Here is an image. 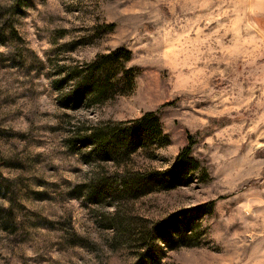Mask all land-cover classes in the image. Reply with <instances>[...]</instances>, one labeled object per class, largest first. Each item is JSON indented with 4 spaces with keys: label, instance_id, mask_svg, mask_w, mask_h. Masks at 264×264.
Segmentation results:
<instances>
[{
    "label": "rangeland",
    "instance_id": "1",
    "mask_svg": "<svg viewBox=\"0 0 264 264\" xmlns=\"http://www.w3.org/2000/svg\"><path fill=\"white\" fill-rule=\"evenodd\" d=\"M0 264H264V0H0Z\"/></svg>",
    "mask_w": 264,
    "mask_h": 264
},
{
    "label": "trees",
    "instance_id": "2",
    "mask_svg": "<svg viewBox=\"0 0 264 264\" xmlns=\"http://www.w3.org/2000/svg\"><path fill=\"white\" fill-rule=\"evenodd\" d=\"M121 49H122V47L119 46L115 50L120 51ZM113 54H115V56H116L117 55L116 51L109 52V53H98V54H96V60L103 59V61H101L103 63V62H105V60H107V57H112L111 55H113ZM100 66L101 65H98L95 67H97V69H99ZM92 69H95V68L94 67H90V68L86 67L85 69L79 70L78 72H76L73 75V79L75 81L73 82L72 86H70L71 87V89H70L71 94H67L66 98L68 95L70 96L69 98H71V95L73 97L74 94L79 92L80 90L84 91L82 93V95L84 93L88 92V91H86V88H87V84H90V80L87 81V78H89V76H91L90 72ZM68 73L71 75L70 72H68ZM92 86H94V85H92ZM99 88H101V87L99 86ZM100 90L101 89H98V93L100 92ZM63 96L61 95L59 101L63 102L64 104H67V102H69V101H62ZM69 100H71V99H69ZM152 114H153L152 112L147 111L144 114H142L141 116L137 117L135 119V122H137L138 124H140V123L142 124L143 122H146L148 124L149 123L154 124V122L156 123V117L154 115H153V117H151ZM118 124H123V128L118 129V126H120ZM127 129H128V125H125L124 123H118V122L112 121V122H109L108 125H106L104 127H97L96 129H93L94 131L90 135H91V137L93 136V139L96 141L98 146H102V145L105 146V145H107V143L110 140H113V138H115L117 132L121 134L122 132H124ZM195 140H196V138L194 137V133H187V143L184 146L180 147L179 152L177 153V155L175 157L174 165L181 164V163H182V165H184V163L191 160L189 153L191 151V146L195 142ZM173 167L174 166L168 167L163 171H165L169 175L170 174L173 175V173H172ZM158 172H162V171H156V170L152 171V173H155V174ZM138 174H139V177H137V178H143L145 176H150L149 173H145V172H141V171H139ZM170 177H172V176H170ZM132 178L133 177H132L131 173L122 171L120 173H115L112 176L111 181L113 182L114 185L117 186V188L121 192H124L126 190V186L129 184V181L132 180ZM213 203H214V200L212 199V200H209V201L203 203L202 205L207 206V208H210L213 205ZM169 217H171V216L168 215V218ZM110 218L112 219L111 223H114L116 228L120 232L123 229L129 232V230L131 229V227L129 228V226H124L122 229L119 228V225H122L125 222L126 223L128 222V219H126L125 217L120 216L118 214V215H115L114 217H110ZM166 218H162V219L154 222V224H153L154 227L150 230H147V238H149V239L151 237H152L151 239H153V237L163 238L161 231L166 226V223H165ZM138 232H139L138 235L140 236V238L145 237V235H141L142 231H138ZM126 240L128 241L129 239H126ZM147 243H148L147 241H143L141 244L147 245ZM138 246H140V245H138ZM136 250H139V249H136ZM145 252H147V249L145 250ZM147 256H150L153 258V256H151V255H147ZM135 262H137V261H135Z\"/></svg>",
    "mask_w": 264,
    "mask_h": 264
}]
</instances>
